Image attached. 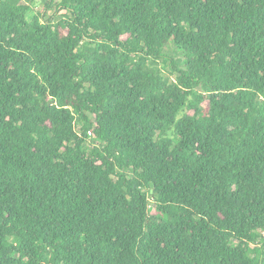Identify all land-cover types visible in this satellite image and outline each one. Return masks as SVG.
Listing matches in <instances>:
<instances>
[{"label": "trees", "instance_id": "trees-1", "mask_svg": "<svg viewBox=\"0 0 264 264\" xmlns=\"http://www.w3.org/2000/svg\"><path fill=\"white\" fill-rule=\"evenodd\" d=\"M36 2L0 0V264H264V0Z\"/></svg>", "mask_w": 264, "mask_h": 264}, {"label": "rangeland", "instance_id": "rangeland-1", "mask_svg": "<svg viewBox=\"0 0 264 264\" xmlns=\"http://www.w3.org/2000/svg\"><path fill=\"white\" fill-rule=\"evenodd\" d=\"M45 0H37L36 5L33 6V11L34 12H41L42 9L44 8V2ZM62 12L60 11H56L55 8L53 7L52 9H50L47 13L48 17H53L54 20H58L60 18H62ZM264 236V234H262Z\"/></svg>", "mask_w": 264, "mask_h": 264}]
</instances>
